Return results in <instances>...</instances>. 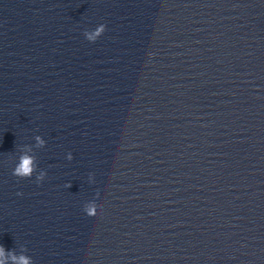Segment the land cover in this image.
Returning a JSON list of instances; mask_svg holds the SVG:
<instances>
[{
	"label": "clouds",
	"instance_id": "9594fccd",
	"mask_svg": "<svg viewBox=\"0 0 264 264\" xmlns=\"http://www.w3.org/2000/svg\"><path fill=\"white\" fill-rule=\"evenodd\" d=\"M103 30V27L101 26V28H99L96 32V35H99V33ZM93 37L90 36L89 39H92ZM38 142H39V138H37ZM34 171V167H33V158L27 154L23 155L20 158V163L18 166L15 167L14 171H13V175L16 177H19L21 179L25 178V177H29L31 176V174ZM90 215H94V210H90ZM0 249H2V246H0ZM0 264H3L2 261H0ZM21 264H28V261L26 259H24L23 257H21Z\"/></svg>",
	"mask_w": 264,
	"mask_h": 264
}]
</instances>
